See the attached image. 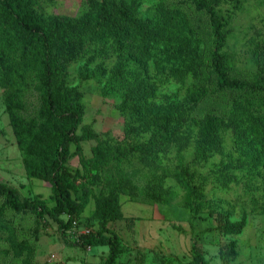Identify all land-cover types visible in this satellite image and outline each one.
Returning <instances> with one entry per match:
<instances>
[{"label": "trees", "instance_id": "16d2710c", "mask_svg": "<svg viewBox=\"0 0 264 264\" xmlns=\"http://www.w3.org/2000/svg\"><path fill=\"white\" fill-rule=\"evenodd\" d=\"M190 2L197 11H204L209 21L212 41L205 75L212 82V92L264 94V69L253 80L230 75L225 51L228 31L219 13L220 0ZM89 5L94 14L48 20L35 10L31 0H0V82L7 85L6 110L27 177L47 181L51 187V202L47 203L0 181V242L6 244L0 249L2 258L27 254L31 248L28 237L36 236L41 222L50 217L68 245L107 246L108 253L100 264L118 262L120 237L110 231L107 222L122 218L120 194L134 196L135 183L122 174L95 195L86 183L75 185L68 165L80 144L95 137L86 126L77 132L80 93L69 87L65 79L66 64L83 50L118 60L110 81L122 95L119 110L125 117V142L98 141L91 148L92 155L85 159L90 170L110 160L118 162L130 151L137 154V160L153 176L145 194L158 193L163 179L171 177L187 191L189 210L198 213L209 206L204 196L207 179L202 167L213 153L222 152V129L232 148L248 162L249 170L264 159V98L231 99L226 119L210 113L192 114L206 97L207 87L202 84V40L186 22L183 11L161 0L147 16H142L127 0H90ZM150 62L152 68L148 66ZM30 65L39 80L42 119L38 124L18 113ZM172 84L176 85L174 98L158 101L160 87ZM96 176L92 175L91 182ZM214 177L222 184L233 179L229 173ZM91 195H95V214L101 229L77 235L76 229L83 225L76 217ZM24 225H31V232L24 231ZM243 225L242 221L223 224V229L238 233ZM71 234H75L73 240L69 239ZM190 264L208 262L201 252L195 251Z\"/></svg>", "mask_w": 264, "mask_h": 264}, {"label": "rangeland", "instance_id": "374dc122", "mask_svg": "<svg viewBox=\"0 0 264 264\" xmlns=\"http://www.w3.org/2000/svg\"><path fill=\"white\" fill-rule=\"evenodd\" d=\"M127 1L142 16H147L159 0ZM161 1L183 11L186 22L202 40V84L207 87V95L193 115L210 113L226 119L231 99L264 98L261 93H213L212 82L206 80L205 75L212 41L207 14L197 11L190 0ZM31 4L48 20L94 14L90 0H31ZM218 8L228 31L225 51L230 75L255 79L264 69V0H220ZM14 55L21 65L17 54ZM117 61L115 56H95L86 49L71 58L65 67L67 85L80 93L77 132L86 126L95 133L93 139L80 144L81 148L68 161L75 185L81 187L86 183L85 186L96 195L108 181L119 180L122 174L136 185L134 196L120 194L122 218L107 222L110 231L120 237L121 252L117 264H190L195 251L201 252L208 264H264V159L249 170L248 162L232 148L223 129L222 152L213 153L202 167L207 179L204 196L209 204L205 211H190L186 204L187 191L171 177L163 179L158 193L145 194L144 189L153 176L149 168L137 160V154L130 151L126 156H120L118 162L110 160L90 170L85 159L92 155V146L98 141L117 144L126 140L125 117L119 110L123 98L110 81ZM28 71V83L21 91L22 106L18 113L38 124L42 119L39 80L32 65ZM6 90L7 85L0 82V181L16 186L23 195L38 196L50 203V184L26 175L22 152L4 102ZM175 90V84L160 87L158 101H171ZM189 151H193L192 146ZM221 173H229L233 179L222 184L214 177ZM94 174L97 176L91 182ZM95 195L90 196L87 206L76 217L77 222L89 231L101 229L95 214ZM241 221L244 225L240 232L224 231L223 224ZM17 222L18 218L15 219ZM24 231L31 232V225H24ZM104 234L109 232L104 231ZM74 237L75 234H71L69 239ZM28 241L31 248L27 254L20 258L11 254L0 256V264H100L108 253L107 246L68 245L50 217L41 222L36 236H29ZM5 247L6 244L0 242V249Z\"/></svg>", "mask_w": 264, "mask_h": 264}, {"label": "built area", "instance_id": "2783aa9c", "mask_svg": "<svg viewBox=\"0 0 264 264\" xmlns=\"http://www.w3.org/2000/svg\"><path fill=\"white\" fill-rule=\"evenodd\" d=\"M89 230L86 229V227L84 226H80L78 229H76V233L75 234H83V233H87Z\"/></svg>", "mask_w": 264, "mask_h": 264}]
</instances>
